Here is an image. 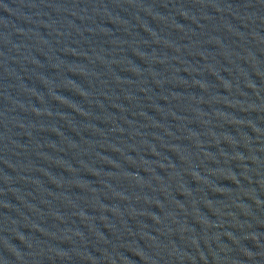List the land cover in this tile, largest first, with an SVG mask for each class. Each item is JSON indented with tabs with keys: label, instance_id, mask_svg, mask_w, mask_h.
I'll return each mask as SVG.
<instances>
[{
	"label": "water",
	"instance_id": "obj_1",
	"mask_svg": "<svg viewBox=\"0 0 264 264\" xmlns=\"http://www.w3.org/2000/svg\"><path fill=\"white\" fill-rule=\"evenodd\" d=\"M264 159V0H0V264H139Z\"/></svg>",
	"mask_w": 264,
	"mask_h": 264
}]
</instances>
